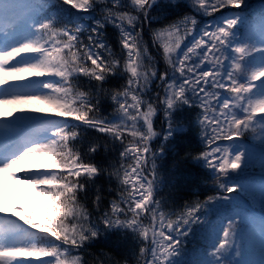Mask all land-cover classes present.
Masks as SVG:
<instances>
[{
	"label": "snow or ice",
	"instance_id": "6c2138e0",
	"mask_svg": "<svg viewBox=\"0 0 264 264\" xmlns=\"http://www.w3.org/2000/svg\"><path fill=\"white\" fill-rule=\"evenodd\" d=\"M173 15L153 30L161 71L144 26ZM113 78L122 90L105 88ZM34 101L53 114L16 107L0 120V173L23 174L47 223L23 207L0 216V264H87L76 253L102 236L137 264H264V217L251 224L234 203L256 139L264 145V0H0V105ZM257 127L253 144L240 139ZM170 157L183 168L169 170ZM197 166L216 194L165 212L162 186L183 187ZM105 174L118 197L105 205L96 188L86 207Z\"/></svg>",
	"mask_w": 264,
	"mask_h": 264
},
{
	"label": "trees",
	"instance_id": "16d2710c",
	"mask_svg": "<svg viewBox=\"0 0 264 264\" xmlns=\"http://www.w3.org/2000/svg\"><path fill=\"white\" fill-rule=\"evenodd\" d=\"M251 2L253 5H258V0H251ZM185 11L191 14L190 10L186 9ZM228 12L229 8H222L219 12H216L213 15L219 16ZM178 18H182V16L178 17L173 15L168 21L164 22H153L151 24L145 22L143 38L148 45L149 53L156 58L157 67L161 71L165 67V62L162 56V48H158L156 44H153V30L165 27L167 24ZM210 18L211 17H207V19ZM198 19H200V17H198ZM108 32L111 40H117L118 33L114 28L109 26ZM188 39L190 40L191 37H188ZM114 47H116L118 50V45H114ZM79 83L80 91H89V85L86 78H82ZM124 83L125 81L123 79L117 80L113 78L111 83L105 85V88L112 90H122L121 86ZM114 107V102L110 97L106 96L104 104L102 105L103 115L108 117L110 113L113 112ZM158 116L159 119H163L162 114L158 113ZM156 126L157 130H159L158 124ZM91 135L102 137V134L95 132H92ZM253 135L254 134L252 133H246L245 136L241 137L240 139L245 143L253 144L254 142L251 141V136ZM221 143L223 144L227 142L221 141ZM257 146L258 145L256 143L255 147L253 148H258ZM81 147H83V149L86 151V145H82ZM193 148L195 149L194 155H199L200 151L205 150V145L198 138L197 143L193 145ZM106 157V153H100L94 159L97 164L107 167L110 163V159ZM166 163L169 170L183 168V165H179L177 161L171 157L166 161ZM161 175H165L163 170L161 171ZM188 179L191 180V182L186 183L181 188H172L168 185L162 186L160 197L162 200L163 210L165 212L183 211L186 204H193L197 201L203 202L209 195L216 194L214 179L208 174V170L206 168H199V166H197L196 170L191 171V175L188 177ZM96 188L100 189V194L105 201V205H107L108 201L118 197L119 195L117 191V183L114 179L110 181L107 174H105L97 179L95 187H93L89 192L87 201H84L86 207L94 208L93 201L95 199ZM112 240H115V237H113ZM188 247H191V245H188ZM76 254L80 255L82 259L87 262V264H116V262H118V264H137V260L139 259L138 256L131 255L129 246L117 247L112 241L106 240L103 236L98 240L88 243L84 250H81Z\"/></svg>",
	"mask_w": 264,
	"mask_h": 264
},
{
	"label": "rangeland",
	"instance_id": "374dc122",
	"mask_svg": "<svg viewBox=\"0 0 264 264\" xmlns=\"http://www.w3.org/2000/svg\"><path fill=\"white\" fill-rule=\"evenodd\" d=\"M22 82L26 83L27 81ZM256 83H259V81ZM16 107H40L45 109L46 114H53L51 105L34 101L24 105H0V120L12 119L15 115H19L20 113L18 112L14 113L13 116L8 115ZM259 133L260 129L257 127L254 135L258 137ZM255 143H257L258 148H252L253 154L248 162L247 168L239 177V181L245 190L239 194L234 203L240 205V210L244 215H248L251 224L258 225L261 217H264V196L261 195V184L264 183V157H262L264 145L259 144L258 138ZM20 178H23L22 173H18L17 178H13L7 173H0V207L5 209V212L0 213V216L11 217L13 216L14 210L23 207L29 209L37 223H47L45 209L38 206V201L35 204L33 203L34 191L32 186L17 183V179ZM172 219H175V217H172Z\"/></svg>",
	"mask_w": 264,
	"mask_h": 264
}]
</instances>
